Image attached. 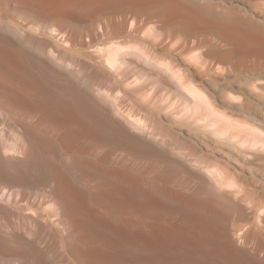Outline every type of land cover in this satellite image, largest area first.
<instances>
[{
  "label": "bare ground",
  "instance_id": "bare-ground-1",
  "mask_svg": "<svg viewBox=\"0 0 264 264\" xmlns=\"http://www.w3.org/2000/svg\"><path fill=\"white\" fill-rule=\"evenodd\" d=\"M153 6L224 49L133 16ZM249 21L191 0H0V264H264V232L247 243L264 198L229 173L264 178L263 76L226 81L228 38L264 57ZM225 204L249 220H219Z\"/></svg>",
  "mask_w": 264,
  "mask_h": 264
},
{
  "label": "rangeland",
  "instance_id": "rangeland-1",
  "mask_svg": "<svg viewBox=\"0 0 264 264\" xmlns=\"http://www.w3.org/2000/svg\"><path fill=\"white\" fill-rule=\"evenodd\" d=\"M192 2H194V3H196L197 5L199 4H206L207 5V7L212 11V12H225V13H227V14H232V15H234V16H237V17H241V18H243V19H246L247 21L248 20H250L249 22L251 23V25L252 26H254L255 28H257V29H259L261 32H262V34H264V9H263V7H260V8H258L257 9V7L256 8H254L253 10H250L249 11V14H251V15H249L248 13H245V12H243V10H242V7L241 6H244V2H241V0H237L236 2H234V3H230V0H191ZM239 6V7H238ZM147 8V7H146ZM167 8V7H166ZM165 8V9H166ZM241 8V9H240ZM247 9H249L248 7H246ZM138 9V8H137ZM142 9V8H141ZM164 9V7H163V9H162V7H155V6H153V7H149V8H147V9H142V10H135V13H133V16H135V17H137V19L139 18V20H148V19H152L153 21H155L157 24L158 23H160V24H162L161 23V20H162V22H164L163 24H167L168 22H165V21H163L165 18H163V15H165V11L166 10H168L169 8H167L166 10ZM257 9V10H256ZM263 9V10H262ZM165 10V11H164ZM262 11V12H261ZM163 12V13H162ZM165 12V13H164ZM167 12H170V10L169 11H167ZM132 12L129 10V9H126V10H123L122 12H120L119 13V15H117L118 17H113V20H114V23L115 24H118L119 23V21H118V19L119 18H121V17H126L127 19H129V17L130 16H132V14H131ZM261 13V14H260ZM107 14V13H106ZM109 14V13H108ZM246 15H248V16H246ZM120 24V23H119ZM166 27H167V31H166V33L167 34H169V33H174V31H175V34L176 35H183V36H186V37H189V36H191V34L192 35H195L198 39H200L202 42H203V44L206 46L205 48H208L209 49V51L210 50H212V54L214 55V54H216L218 51L219 52H221L222 51V49H224V48H220V47H217L216 45H215V36H218L217 34H216V32H211V33H207V32H205V31H203L202 29H200L199 27H198V25L197 24H167L166 25ZM177 31H178V33H177ZM189 31H191L190 33H189ZM195 31H196V33H195ZM193 32V33H192ZM205 32V33H204ZM186 34V35H185ZM189 35V36H188ZM237 41V42H236ZM246 42V43H245ZM248 44V45H247ZM227 45H228V49H231V50H233V49H235L234 51L235 52H238V55L237 56H235L233 59H232V61H231V67H232V71L230 72V74H232V75H230L229 74V76L226 78V81L227 82H229L232 86L234 85H236V86H242V87H248V84L249 83H247L248 82V80L249 79H251V82L252 81H254L255 83H257V79H256V76L258 77V81L259 82H262L261 80H262V76H263V80H264V57H261V59H260V56H257V55H252V54H249V52H248V50L250 49V50H253L256 46H254L252 43H249V42H247V41H243V40H240V39H238L236 36H232V38L230 37V38H228L227 39ZM243 45V46H242ZM246 47V48H245ZM245 48V49H244ZM213 49H215V50H213ZM226 49V48H225ZM216 50H217V52H216ZM215 51V52H214ZM247 52V53H246ZM219 53H217V55H218ZM248 54V55H247ZM241 55V56H240ZM242 55H243V57H242ZM244 55H245V57H244ZM250 55V56H249ZM255 78H254V77ZM261 76V80H259L260 77ZM248 78V79H247ZM246 79V80H245ZM253 79V80H252ZM229 80H231V81H229ZM239 82V83H238ZM249 82H250V80H249ZM234 83H236V84H234ZM240 83H242V84H240ZM255 83H252L253 85L255 84ZM247 85V86H246ZM235 86V87H236ZM251 86V84L249 85V87ZM184 134H182L181 133V135H176L175 134V136H177V143L179 144H181L185 149H186V151L187 152H192L191 154H194L193 156L194 157H196V158H203V161L207 164V162L209 163V164H207V165H210L211 166V164L213 163V160L211 159V158H213V159H216L217 161L219 160V156L218 155H216V154H214V153H212L210 150H206L205 148H203V147H200V146H198V145H196V144H194V142H192V140L187 136V135H184ZM187 138H186V137ZM188 140V141H187ZM192 143V144H191ZM195 145V146H194ZM200 147V148H199ZM194 148H196V149H194ZM199 148V149H198ZM188 149V150H187ZM202 150V152H201V150ZM200 150V151H199ZM206 151V152H205ZM208 152V153H207ZM204 153H206V155L204 154ZM196 154V155H195ZM201 154H202V156H201ZM203 154H204V156H203ZM212 155L211 157L209 156V155ZM205 156L206 157H209V158H205ZM214 156H215V158H214ZM198 158V159H199ZM205 158V159H204ZM212 160V161H209V160ZM200 160H202V159H200ZM207 162H206V161ZM217 161H215L214 160V163H216ZM210 162H212V163H210ZM219 163V162H218ZM217 163V164H218ZM217 164H215V165H217ZM220 164V163H219ZM214 165V164H213ZM212 165V166H213ZM234 168V167H233ZM227 169V168H226ZM230 170V171H229ZM229 173H230V175H233V177H234V175H235V177L234 178H241L242 180H240L239 182H241V181H243L244 182V184H243V182H241L240 184L241 185H243V187H244V185H246V183H248L249 185H246L245 187H244V189L245 188H247V186H248V191H246L245 190V192H247L246 194H247V196H248V198L249 199H253V200H255V201H257L256 199L257 198H255L256 196H261V194L262 195H264V185H262V182H264V178L263 177H261L260 176V174L259 173H250V172H247V171H245V170H240V169H238V168H235V169H232L231 170V168H229ZM235 172H234V171ZM235 173V174H234ZM251 174H252V178H251ZM259 174V175H258ZM245 176V177H244ZM247 176V177H246ZM248 176H250V178L248 177ZM260 176V177H259ZM264 176V175H263ZM253 178H256V180H258V181H256L255 179H253ZM248 179V180H247ZM238 181V180H237ZM256 181V182H255ZM253 184V185H252ZM264 184V183H263ZM251 187V188H250ZM253 187V188H252ZM259 192H260V194H259ZM262 192V193H261ZM251 195H250V194ZM259 197H258V200H262L263 198H264V196H261L260 197V199H259ZM227 205V206H226ZM230 206H232L231 204H225L224 205V209H226V210H223V212L221 211L220 212V208H219V211H215V216H216V218H218L219 220H223V221H225V220H227V222H229L230 224H234V225H238V224H240V223H242V225L245 223V222H247L248 220H249V216H248V214L243 210V209H238L237 210V207H235L234 208V206H232V208L234 209H232ZM230 208V209H227V208ZM222 210V209H221ZM227 210H229V211H227ZM232 210H233V212H232ZM239 211V217H238V212L237 211ZM242 210V211H241ZM234 211H236V214L234 213ZM243 211H244V213H243ZM218 212L220 213V215L218 214ZM226 212H230L232 215H234V216H232V215H230V214H226L227 215V217H225L224 216V214ZM218 215V216H217ZM229 215H230V217H229ZM246 215V216H245ZM238 218H237V217ZM225 217V218H224ZM235 217V218H234ZM242 217H246V218H242ZM232 218H234V220L232 219ZM229 219H232L231 221L229 220ZM244 220V221H243ZM244 222V223H243ZM264 232V224L262 225V226H259V227H257V228H255V229H253V230H251L248 234H247V243H248V245L251 247V248H254L255 246H257L258 244H260L259 242H261V235H260V233L261 232ZM257 233V234H256ZM256 236V237H255ZM258 236V237H257ZM256 239V240H255ZM255 240V241H254ZM260 240V241H259ZM257 241H258V243H257ZM252 243V244H251ZM255 243V244H254ZM257 243V244H256ZM254 245V246H253ZM260 254H262L261 256H264V254H263V252H260Z\"/></svg>",
  "mask_w": 264,
  "mask_h": 264
}]
</instances>
